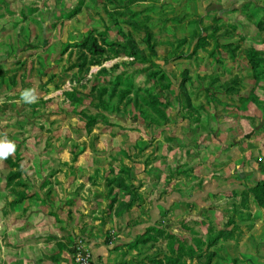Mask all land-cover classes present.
<instances>
[{
	"label": "rangeland",
	"instance_id": "374dc122",
	"mask_svg": "<svg viewBox=\"0 0 264 264\" xmlns=\"http://www.w3.org/2000/svg\"><path fill=\"white\" fill-rule=\"evenodd\" d=\"M0 140V264H264V0H0Z\"/></svg>",
	"mask_w": 264,
	"mask_h": 264
},
{
	"label": "crops",
	"instance_id": "0c3cea01",
	"mask_svg": "<svg viewBox=\"0 0 264 264\" xmlns=\"http://www.w3.org/2000/svg\"><path fill=\"white\" fill-rule=\"evenodd\" d=\"M252 162V161H251ZM240 183L239 182H231L229 184H224V185H216L214 181L212 180H207L203 183L202 186L196 188L191 194H190V199L192 197L195 196H200V197H205L206 195H208V193L210 192H215L217 190H227L228 187H238ZM176 194H180L177 191H172L170 192L168 195H166L165 200H157V201H153L151 208L149 209V215H147L146 218H148V221H146V223H150L151 220H154L156 218L155 216V212L157 211V209L159 208V204H164L165 206H168L167 201L169 200V196H175ZM186 198V196H183ZM133 211H126L125 213H123L120 216V222L124 225L126 224V221L132 217V213ZM8 222V229H7V234H6V242H7V250H9L10 252L14 253V251H20V250H26L28 253L31 252V250L35 249L36 247H39L40 250H42L41 248H43L42 245L38 244L39 242H34L31 241V235H30V230L31 227L34 226L36 227L34 232H46L44 230H40L38 227L40 226H46L48 223L46 222V224H44L45 222H37L35 221V223H30L28 221V223H21L20 224H16V223H12L10 220H7ZM49 223H52V221H50ZM120 223V224H121ZM16 228H18V233H16ZM26 228V229H25ZM25 232V233H24ZM129 235L131 236L133 234V230L129 231ZM29 236V237H28ZM20 243V244H18ZM92 248V252L93 255L95 257L96 260H98V258H107L109 255V251H108V247L106 244H102V243H98L97 245H95Z\"/></svg>",
	"mask_w": 264,
	"mask_h": 264
},
{
	"label": "clouds",
	"instance_id": "9594fccd",
	"mask_svg": "<svg viewBox=\"0 0 264 264\" xmlns=\"http://www.w3.org/2000/svg\"><path fill=\"white\" fill-rule=\"evenodd\" d=\"M21 99L25 102H34L36 100L35 92L32 89H26L21 92ZM15 144L8 140H0V160L6 159L14 153Z\"/></svg>",
	"mask_w": 264,
	"mask_h": 264
},
{
	"label": "built area",
	"instance_id": "2783aa9c",
	"mask_svg": "<svg viewBox=\"0 0 264 264\" xmlns=\"http://www.w3.org/2000/svg\"><path fill=\"white\" fill-rule=\"evenodd\" d=\"M75 264H96L91 247L79 246L75 251Z\"/></svg>",
	"mask_w": 264,
	"mask_h": 264
}]
</instances>
